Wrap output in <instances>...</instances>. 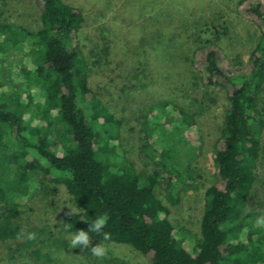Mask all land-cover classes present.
<instances>
[{
  "label": "trees",
  "instance_id": "trees-1",
  "mask_svg": "<svg viewBox=\"0 0 264 264\" xmlns=\"http://www.w3.org/2000/svg\"><path fill=\"white\" fill-rule=\"evenodd\" d=\"M167 2L124 4L135 17L141 15L143 29L158 34L160 42L182 48L172 50L158 67L162 69L158 74L169 76L163 77L168 84L159 80L157 104L144 124L147 141L157 136L163 142L154 152L158 160L151 173L139 172L124 148L133 128L113 105L111 86L95 89L90 84L89 60L80 41L84 14L65 0H42L37 32L0 21V50L8 49L0 58V244L7 247L8 260L51 261L48 250L71 246L49 230L32 226L23 208L33 182L41 186L48 181L65 186L77 206L74 214L62 219L68 235L88 231L87 222L107 215L102 232L89 234V245L131 246L152 264H264V227L256 223L263 213L247 212L258 181L264 129V0L238 4L261 34L246 67L227 44L228 27L206 22L193 30L185 18L166 22L158 9L171 5ZM142 49L137 55L144 56L138 68L145 78L139 82L144 90L155 83L147 82L153 71L148 52ZM16 53L32 55L33 60L11 67L9 55ZM32 75L42 82L35 94L19 84ZM182 75L191 86L227 91V110L214 151L216 176L205 189L199 239L176 227L168 205L177 202L175 182L192 179V165L204 145L199 116L174 100L178 88L170 82ZM34 106L40 125L29 121L37 115ZM185 149L189 154L183 164ZM178 163L186 164L184 179L174 174ZM21 230L35 232L36 238L18 239ZM103 232L110 234L109 240L103 239Z\"/></svg>",
  "mask_w": 264,
  "mask_h": 264
},
{
  "label": "rangeland",
  "instance_id": "rangeland-1",
  "mask_svg": "<svg viewBox=\"0 0 264 264\" xmlns=\"http://www.w3.org/2000/svg\"><path fill=\"white\" fill-rule=\"evenodd\" d=\"M65 1L85 16L80 41L89 60L90 84L95 89L111 86L113 105H116L120 115L126 118L128 127L133 128V132H128L126 135L127 140L123 142L124 148L129 150V156L139 172L151 173L158 160L157 153L154 152L161 150L163 142H159L157 136L150 138L151 142L147 141L148 135L144 132V124L151 117L150 111L157 104L158 89L161 83L168 84V80L165 81L163 77L169 76L168 72L162 73V76L158 74L162 71L158 67L161 61H167L165 58L169 57L172 50L177 52L179 48H182L181 46L177 48L173 42H160L158 34L143 29L141 15L135 17L130 10L125 8L124 4L127 0ZM240 1L168 0L167 5L169 3L171 5L167 8L162 7L158 11L163 14L166 22L182 21L185 18L184 21H187L186 23L193 30L202 28L206 22L209 24L219 22L228 27L227 44L239 56V63L242 67H246L252 51L261 40V34L252 20L238 8ZM41 2L42 0H0V21L30 32H37L41 28ZM119 8L124 9L122 13L119 12ZM4 48L0 51H4ZM141 48H145L142 50L148 52V62L153 71L152 75H148L147 82L155 83V86L149 83L144 90L139 85L140 81L145 82V78L139 76L138 69L139 62L144 60V56L137 55ZM2 57H5L3 52L0 53V58ZM32 57V55L25 57L22 53H16L15 56L9 55L8 61L11 67H15V63L23 66L24 61L32 62ZM182 79L177 78L170 82L173 87L178 88L174 100L197 113L204 145L192 165L195 169L192 179L182 177L184 176L182 168L186 164L183 167L179 165L187 162L189 154L187 149L182 154L181 162L173 166L175 176L185 178V181L175 182L173 194L177 202L168 203V205L176 227L195 239H199L201 237L200 220L206 206L205 189L214 183L216 176L214 151L221 136L227 110V91L219 87L191 86L187 75H182ZM159 80L162 82L159 83ZM19 84L23 91L27 90L29 94L36 93L42 87V82L34 75L29 80L21 79ZM135 85H138L136 90L133 89ZM123 108L126 109L125 113L121 112ZM33 109L37 115H33L29 121L33 125H40V115L35 106ZM155 112L157 111L154 110ZM117 153L122 155V150H118ZM153 155L154 158H151ZM257 177L258 181L248 198L247 212L264 214V129ZM30 190V196L22 201L23 204L25 203L23 208L27 212L26 216L30 224L45 228L54 233L57 238L68 240L71 243L72 236L62 230V219L65 215L72 213V208L74 212L78 209L66 187L54 185L48 181H44L40 186L38 181H34ZM99 245L77 248L72 247L71 244L66 249L51 248L48 250L51 261L38 263L27 257L8 260V249L0 244V264H118L119 262L152 264L148 258L135 251L134 248L125 245L103 243L102 246L107 249L105 255L96 256L91 250Z\"/></svg>",
  "mask_w": 264,
  "mask_h": 264
},
{
  "label": "clouds",
  "instance_id": "clouds-1",
  "mask_svg": "<svg viewBox=\"0 0 264 264\" xmlns=\"http://www.w3.org/2000/svg\"><path fill=\"white\" fill-rule=\"evenodd\" d=\"M72 213L74 214L73 208H72ZM107 221H108L107 215L96 216L90 223L87 222L89 225L88 231L76 230L74 233H72V238H71L72 247L89 245L91 241L89 234L91 232L101 233L104 227L106 226ZM256 223L260 225L261 227H264V214H261L257 217ZM17 238L18 239L26 238L28 240H34L36 238V233L35 232H25L24 230H21L17 234ZM103 239L109 240L110 234L107 232H103ZM91 251L96 256H104L107 249L103 247L102 244H100L99 246L92 248Z\"/></svg>",
  "mask_w": 264,
  "mask_h": 264
}]
</instances>
